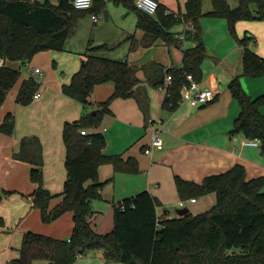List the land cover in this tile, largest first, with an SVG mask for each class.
Segmentation results:
<instances>
[{
    "label": "trees",
    "instance_id": "obj_1",
    "mask_svg": "<svg viewBox=\"0 0 264 264\" xmlns=\"http://www.w3.org/2000/svg\"><path fill=\"white\" fill-rule=\"evenodd\" d=\"M114 1L135 10L138 27L154 39L162 38L169 45L179 44L184 39L195 41L194 45L184 48L181 65L166 69V75L171 73L173 80L165 94L164 105L172 109L180 103L183 87L192 79L203 78L202 63L208 51L201 17L226 18L230 33L243 46L242 73L229 82L231 93L241 106L233 132L260 138L264 151V93L252 96L240 79L242 75L264 76V57L251 46L256 36L248 33L240 36L236 27L240 19H264V0H239L234 7L229 0H212L213 8L207 12L203 11V0H187L185 12L170 11L159 1L155 14L139 8L135 0ZM105 6L106 0H94L89 8H78L69 0H0V56L7 62L0 66V106L22 74L10 62L32 59L42 50L64 49L79 19L88 11H105ZM180 22L193 24L185 30L183 38L172 30ZM105 48H108L107 43L90 45L84 52L80 69L70 82L62 85V91L81 101L86 109L78 119L64 123L68 171L64 190L54 194L44 187L43 147L38 136L22 137L20 150L15 153L36 164L31 178L38 186L31 196L34 206L41 210L42 220L49 222L72 210V233L69 238H56L27 231L20 256L8 264H74L80 254L95 248L102 249L107 260L126 264H264V175L248 178L246 167L241 163L209 174L202 181L176 175L182 199L216 193L215 203L207 210L198 213L188 210L177 217L161 215L158 207L162 202L146 189L115 203L111 231L103 233L94 228L90 221L92 201L101 196L104 184L99 179V166L112 162L116 170L135 172L139 169L133 158L125 160L120 154L105 153L106 137L102 132H81L83 128L90 130L100 125L104 115L111 112L112 100L134 95L139 81L127 59L104 57L94 52ZM105 81L114 82L113 93L97 103L94 112L90 109V96L96 84ZM39 87V81L33 76L24 78L16 101L30 103ZM15 121V114L8 112L1 130L13 134ZM5 192L13 190L5 189ZM57 195L61 199L50 206ZM3 223L0 217V224Z\"/></svg>",
    "mask_w": 264,
    "mask_h": 264
},
{
    "label": "crops",
    "instance_id": "obj_2",
    "mask_svg": "<svg viewBox=\"0 0 264 264\" xmlns=\"http://www.w3.org/2000/svg\"><path fill=\"white\" fill-rule=\"evenodd\" d=\"M159 1L170 11H186L187 0ZM229 1L233 7L239 3V0ZM123 5L122 11L125 12L114 13L113 17L109 12V21L94 23L92 28L88 26L91 29L88 39L83 41L79 38L69 45L66 41L64 49H49L37 53L32 59L14 61L17 63L14 67L21 69L23 64L28 69L21 71L20 79L9 90L0 106V126L8 112H13L16 118L13 134L0 128V217L4 219V223L0 224V264H8L20 256L27 231L56 238H69L72 233V210L52 221L42 220L41 210L34 206L31 196V192L38 186L31 178V170L36 164L17 157L15 153L20 150L22 137L32 134L38 136L43 147L44 187L54 194L64 190L68 175L64 123L78 119L86 109L81 101L64 93L62 85L70 82L73 74L80 69L84 52L92 44L107 43L108 48L95 50V54L127 59L139 78L135 94L114 98L110 104L111 112L106 113L101 124L95 126L97 130L90 128V131H100L106 137L105 153L120 154L125 160L133 158L139 168L135 172L116 170L112 162L99 166V179L104 184L101 196L92 201L93 210L90 214V221L97 231L105 233L113 229L115 203L146 189L162 202L158 213H166L168 217L179 216L182 207L192 211L189 203L193 205V213L207 210L215 203L216 193L208 192L195 201H190L188 197L185 206H180L182 198L176 175L202 181L205 176L225 171L237 163L246 167L248 178L264 175V151L261 145L245 144L244 134L233 132L234 121L241 106L230 93L229 82L242 73L243 46L229 33L226 19L221 16L209 19L211 15L201 17L203 38L208 51L202 63L201 81L216 91L214 99L199 106L183 100L172 109L164 105L165 92L161 83L166 78L167 67L181 65L184 48L194 45L195 41L184 39L179 44L169 45L162 38L154 39L138 27L137 13L135 15L131 12L133 9ZM212 8V1L209 3L203 0L204 12ZM252 8L256 6L252 5ZM94 14L97 13H92L93 22L99 21L94 20ZM121 15H125V18L118 22ZM111 18L113 24L109 23ZM208 23H214L216 29L222 25V34L218 33L216 38L217 48L206 39ZM82 24L80 21L78 29ZM176 25L172 30L178 37L188 27H193L192 23L187 22ZM236 27L240 36L245 33L256 36L251 46L264 57V19H240ZM40 58L48 61L45 70L39 64ZM33 60L38 61L31 65ZM50 61L55 64L53 68L49 66ZM162 66L164 70H161ZM36 67H40V71H36ZM30 76L40 83L36 92L38 96L28 104L19 103L16 96L21 82ZM248 78L242 75L243 80ZM254 80H257L253 81L257 87L250 88L249 81L244 82L245 89L252 96L264 93V76ZM114 86L113 81L96 84L90 96V109L96 111L97 103L106 100L113 93ZM153 127L159 128L162 147L152 146ZM148 147H151L150 152L145 150ZM5 189L13 192L6 193ZM60 199V195L53 197L50 206H54ZM170 203L179 205L176 214L167 207ZM74 264L126 263L109 261L102 249L95 248L80 254Z\"/></svg>",
    "mask_w": 264,
    "mask_h": 264
},
{
    "label": "built area",
    "instance_id": "obj_3",
    "mask_svg": "<svg viewBox=\"0 0 264 264\" xmlns=\"http://www.w3.org/2000/svg\"><path fill=\"white\" fill-rule=\"evenodd\" d=\"M69 1L72 2L78 8H89L93 5L94 2V0H69ZM135 1L139 8L151 14H155L159 7V0H135ZM99 17L100 14L93 15L95 21H97ZM179 37H184V34H179ZM6 63H7L6 59L0 56V66L5 65ZM35 70L40 71V67H36ZM172 80H173L172 74L168 73L166 75L164 83L161 85V88L164 90L165 94H167L168 87L169 85H171ZM215 94L216 91L212 87L204 85L201 80L192 79L189 85L183 87L181 101L188 100L192 105L199 106L206 104L212 99H214ZM35 96H38V93H35ZM158 130H159L158 127L152 128L151 143L152 146L162 147L163 140L161 136H159ZM81 132L83 134H87L90 132V130L88 128H83L81 129ZM243 143L256 145V144H260L261 140L258 137H254V138L246 137L243 140ZM150 148L151 147H148L145 150L147 152H150L151 151ZM189 200L195 201L196 198L190 197ZM185 203H186V199H181L179 201L180 206H185Z\"/></svg>",
    "mask_w": 264,
    "mask_h": 264
},
{
    "label": "rangeland",
    "instance_id": "obj_4",
    "mask_svg": "<svg viewBox=\"0 0 264 264\" xmlns=\"http://www.w3.org/2000/svg\"><path fill=\"white\" fill-rule=\"evenodd\" d=\"M205 1V0H204ZM206 1H209V3L212 1V0H206ZM208 3V2H207ZM254 6H255V4H253ZM124 5L123 4H118V3H116L114 0H106V6H105V11L106 12H111L112 13V15H111V17H113L114 16V13H116V14H118V13H120V12H125L126 10H124V11H122V7H123ZM128 9V8H127ZM130 10V9H129ZM105 11L104 10H102L99 14H100V18H99V21H97V22H93V19H92V13L93 12H91V11H88V12H86L80 19H79V23H78V26H79V24H80V21H82V27L81 28H79L78 29V26H77V29H76V31L75 32H73L72 33V35L70 36V37H68L67 38V40L66 41H68L67 42V45H69L71 42H73V41H76L77 39H83V41L84 40H86V39H88L90 36H91V29L90 28H92V26L94 25V23H98V22H102V23H106L107 21H109V20H106L105 19ZM131 12H133L135 15H136V12L134 11V10H131ZM96 13V12H95ZM98 14V13H97ZM125 16V15H124ZM124 16H119L118 17V19H119V21L118 22H121V20H122V18H125ZM85 17H87L86 19L87 20H84L85 19ZM209 17V16H208ZM212 17V15L209 17V19H213V18H211ZM224 18V17H223ZM226 18H224V20H225ZM110 21L111 22H109V23H111V24H113V21H112V18L110 19ZM201 21V20H200ZM227 21V20H226ZM90 23V25H89V23ZM117 22V23H118ZM201 25H202V22H201ZM90 28H89V27ZM177 26V25H176ZM202 28H203V34H204V27H203V25H202ZM227 28H228V31H229V33H230V30H229V27L227 26ZM218 29V30H217ZM217 29L215 28V24L214 23H211L210 25H209V23H208V29L206 30V39L208 38V40H209V42H210V45H212V46H214L215 48H217V42H216V38H217V35H218V33H220V34H222V25H219L218 27H217ZM231 34V33H230ZM231 36H233L232 34H231ZM237 41V40H236ZM66 43V42H65ZM223 50V49H222ZM45 50H42V51H39L40 53L41 52H44ZM39 52H37V53H39ZM36 53V54H37ZM35 54V55H36ZM38 55V54H37ZM46 60V59H45ZM38 60H33L32 62V64L31 65H34V64H36V62H37ZM46 63H48V61H44V60H42L41 58H40V60H39V64H40V66H42V68L45 70V68H46ZM10 65H12V66H16L17 65V63H14V61H12V62H10L9 63ZM54 65L55 64H53V62L52 61H50V65L49 66H52V68L54 67ZM20 70L22 71L23 70V72H24V70H26V69H28V67H26V65H23V64H21V66H20ZM243 76H247V77H249L248 79L249 80H243L242 79V76L240 77V79H241V82H242V84H243V86L245 87V83L244 82H249V87L250 88H256L257 87V85H255V84H253V83H256V82H253V81H257V80H254V79H257V78H259V77H262V76H248V75H243ZM246 88V87H245ZM229 92H230V90H229ZM231 93V92H230ZM239 103V102H238ZM95 130H97L96 129V127H93ZM189 208L193 211V205H192V203H189ZM174 214H176L177 213V208L179 207V205H177L176 203H170L168 206H167Z\"/></svg>",
    "mask_w": 264,
    "mask_h": 264
},
{
    "label": "water",
    "instance_id": "obj_5",
    "mask_svg": "<svg viewBox=\"0 0 264 264\" xmlns=\"http://www.w3.org/2000/svg\"><path fill=\"white\" fill-rule=\"evenodd\" d=\"M105 19L106 20L108 19V12H105ZM188 210H189L188 207H182L179 212L180 214H185Z\"/></svg>",
    "mask_w": 264,
    "mask_h": 264
}]
</instances>
